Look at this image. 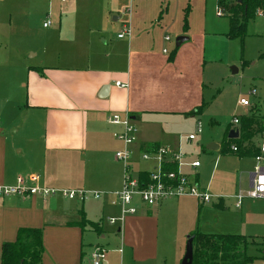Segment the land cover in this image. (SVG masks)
Listing matches in <instances>:
<instances>
[{
	"label": "crops",
	"instance_id": "obj_1",
	"mask_svg": "<svg viewBox=\"0 0 264 264\" xmlns=\"http://www.w3.org/2000/svg\"><path fill=\"white\" fill-rule=\"evenodd\" d=\"M60 1L67 4L70 0ZM140 3L136 2L132 11L130 2L123 10L127 13L123 20L113 16V23L121 19L117 25L106 23V19L104 24L95 23L92 15L83 19L88 25H82L87 32L84 30L81 39L88 41L90 48L85 63L64 56L56 64H46L42 58L38 65L27 66L21 106L32 117V127L19 133L14 128L9 136L0 124V187L15 186L17 177L33 175L41 188H76L103 195L83 203L69 200L61 192L48 197L0 195V251L3 243L15 241L18 229L35 228L41 231L42 264H82L85 253L79 263L77 244L83 242L86 229L93 232L79 225L83 219L99 227L95 232L98 241L90 246L89 255L93 247L107 248L112 239L119 240L116 247L107 249L106 264H142L144 252L157 241L158 219L153 207L139 204L136 215L114 225V230L112 225L108 224V229L103 226L102 203L118 206L113 193L120 188L122 174L114 159V153L122 149L113 137L119 128L109 120L114 114L129 115L133 124L147 127L139 137V147L156 144L176 151L177 141L166 134L165 125L172 115L197 116L187 114L199 106L205 61L204 50L185 47V42L170 56L163 48L159 51L156 41L148 36L146 23L135 16ZM64 18L60 14L57 18L58 34L70 20ZM124 24L129 26L130 36L117 39ZM116 82L125 86L117 88ZM260 138H255V149ZM221 142L208 141L206 147L214 143L219 151ZM119 248L121 254L116 252Z\"/></svg>",
	"mask_w": 264,
	"mask_h": 264
},
{
	"label": "rangeland",
	"instance_id": "obj_2",
	"mask_svg": "<svg viewBox=\"0 0 264 264\" xmlns=\"http://www.w3.org/2000/svg\"><path fill=\"white\" fill-rule=\"evenodd\" d=\"M130 2L132 11L136 2H141L135 16L146 23L148 36L156 41L159 51L163 48L170 56L175 39L185 37L188 41L183 46L194 45L204 50L205 61L201 112L194 117L172 115L167 119L165 132L177 141V150L187 153L182 159L181 172L188 174L190 184L196 185L198 191H205L210 200L201 203L194 197L183 196L153 206L152 213L158 219L157 241L144 252L142 264H180L190 232L264 239V198L246 196L249 174L255 166L253 157L239 158L230 152L205 149L208 141L221 142L227 131L237 127L232 125L233 118L249 114V109L238 104L240 99L254 105L250 110L264 112V17L248 22L244 38L231 40L227 37L229 17L215 14L217 0H70L67 4L60 0H0V124L5 133L10 136L14 128L19 133L32 127L29 123L32 117L21 106L27 66L38 65L42 58L46 64H56L64 56L85 63L90 48L88 41L81 39L85 30L82 25H88L82 23L83 19L92 15L95 18L91 21L95 23L104 24L106 19V23L117 25L127 18L123 10ZM59 14L65 17L63 21L70 19L61 34L55 32ZM117 15L121 19L113 23L112 17ZM47 19L52 23L48 29L42 27ZM164 36L169 42L163 41ZM233 69L236 73H232ZM251 91L254 96L250 95ZM196 124H200L202 133L189 143L186 137L194 133ZM134 125L133 176L150 172L156 166V162L140 159L139 137L147 127L144 123ZM111 150L113 154L114 149ZM192 161L199 162L198 169L188 168L186 164ZM237 195H241L239 206L235 204ZM76 206L81 209L79 203ZM102 207V223L108 229L111 226L107 217L117 216L120 209L107 201H103ZM97 211L100 214L98 206ZM86 230L83 242L77 244V258L80 263L85 253L82 264H91L88 252L97 243L98 234ZM118 241L112 239L110 246L104 248H114ZM248 253L263 258L264 242H256ZM253 264L264 262L256 260Z\"/></svg>",
	"mask_w": 264,
	"mask_h": 264
},
{
	"label": "built area",
	"instance_id": "obj_3",
	"mask_svg": "<svg viewBox=\"0 0 264 264\" xmlns=\"http://www.w3.org/2000/svg\"><path fill=\"white\" fill-rule=\"evenodd\" d=\"M65 1V0H63ZM224 2H241L242 0H217ZM225 11L220 5L216 8V16L221 17ZM226 15V14H225ZM255 17H264V10L257 9L255 11ZM51 21L47 19L43 22V28H49ZM130 36V28L127 25H123L116 34L117 39H124ZM169 38L164 37V41H168ZM165 52V50H163ZM115 87L123 88L125 85H121L116 82ZM251 96H254V91L250 92ZM238 104L246 109H250L252 105L246 99H240ZM109 123L119 128L113 134V137L119 141L122 145V149L117 150L114 153V159L120 163L122 167L121 185L117 192L113 193L116 197L119 207V213L117 216H108L107 222L109 225H121L126 219V216L135 215L137 212V206L142 204L147 207H153L163 200L169 198H178L183 196L194 197L201 203H207L210 197L205 191H198L196 185L192 186L187 179V175L181 172V166L183 165L182 159L185 156L180 150L170 151L165 147L159 146L154 151H140V159L143 161L156 162V166L153 167L150 172H138L136 175H132L131 167L133 163V157L135 152L132 150L133 144L136 141V128L129 115L120 117L114 114L110 117ZM239 124V119L233 118L232 125ZM231 131V130H230ZM202 133L200 124H196V129L193 134L186 137V141L190 142L196 139V136ZM235 146H230V151L235 153ZM254 169L249 176V187L246 196L250 198H264V131L261 134L259 144L257 146V154L253 156ZM166 164H174L176 169L174 171H167L164 169ZM190 168H198L199 162L193 161L187 164ZM36 176L17 177L16 185L12 187H0V195H39L41 197H48L54 195L57 192H61L67 199L76 200L83 203L89 199L98 200L103 194L93 191H84L82 189H69L58 191L55 189H47L38 187ZM241 195L236 197V206L240 204ZM116 252L121 254V248ZM108 251L102 246H95L90 253L91 264H106V255Z\"/></svg>",
	"mask_w": 264,
	"mask_h": 264
},
{
	"label": "trees",
	"instance_id": "obj_4",
	"mask_svg": "<svg viewBox=\"0 0 264 264\" xmlns=\"http://www.w3.org/2000/svg\"><path fill=\"white\" fill-rule=\"evenodd\" d=\"M219 5L229 17L228 39H242L246 34L249 21L255 19L257 9L264 10V0H242L238 2L220 1ZM176 48L174 49V51ZM202 105L195 107L187 115H198ZM237 138H228L227 131L222 139L219 152H231L229 147L235 146L236 156H254L257 154L255 143L264 131V112L250 110L247 116H241L237 127ZM256 138V140H255ZM159 146L148 144L140 147V151H154ZM233 154V152H232ZM164 169L174 171V164H166ZM80 226L89 227L93 232H98L97 224L85 221ZM192 238V262L191 264H253L256 260L264 262L263 258H257L248 253L250 247L256 242H264L252 236L234 234H204L190 232ZM42 240L41 231L35 228H20L17 231L16 239L11 243H3L0 251V264H42Z\"/></svg>",
	"mask_w": 264,
	"mask_h": 264
},
{
	"label": "water",
	"instance_id": "obj_5",
	"mask_svg": "<svg viewBox=\"0 0 264 264\" xmlns=\"http://www.w3.org/2000/svg\"><path fill=\"white\" fill-rule=\"evenodd\" d=\"M112 21H115V18H112ZM187 40L188 39L185 37L176 38L175 39V48H178L183 42H185ZM232 71H233L232 73H236L235 69H233ZM105 91H106V87H104L102 89V92L105 93ZM237 135H238L237 131L231 130L228 133V138H230V139L237 138ZM206 149L210 150V151H216L218 149V145L211 143L210 145H208L206 147ZM191 262H192V238L187 236L186 237V244H185V248H184V254H183V257L181 259L180 264H191Z\"/></svg>",
	"mask_w": 264,
	"mask_h": 264
}]
</instances>
